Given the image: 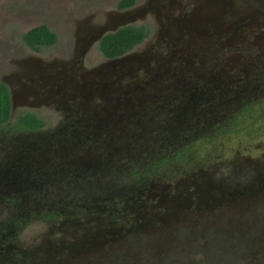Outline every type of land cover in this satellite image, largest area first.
<instances>
[{"label":"rangeland","instance_id":"rangeland-1","mask_svg":"<svg viewBox=\"0 0 264 264\" xmlns=\"http://www.w3.org/2000/svg\"><path fill=\"white\" fill-rule=\"evenodd\" d=\"M120 1L0 0V50L14 44L13 37L20 41L21 37L18 36L21 34L48 23L51 24L48 25L49 28L59 34L58 46H75L81 21L88 20L85 26L89 27V31L98 30L97 27H111L117 19L115 13H121L118 9ZM139 1H146L151 6L157 3V0ZM248 3L243 1L237 9L241 26L223 37V41L227 40L236 45V51L222 54L208 51L200 42L212 40L214 37L208 39L205 35H196L191 37L194 42L192 50H186L183 45L177 44L172 48L174 51L180 49L185 51L168 53L172 54L174 59H184L186 56V59L192 62L207 60L218 55L215 59L218 63L224 60V64H218L221 66L218 71L227 77L230 75L234 77L230 72L234 71V65L240 62L244 51H248L249 56L251 54L264 61V5L258 6V11L255 9L251 11L247 6ZM151 10L153 13L157 11ZM165 14L166 11L162 10L160 16ZM132 23V25L125 24V27H145L150 32L154 31L158 24L155 14L145 19L139 13L134 15ZM150 40L149 38L148 41L143 42L136 50L146 49ZM161 40L160 36H154L152 45ZM251 40L255 41V49L245 50L244 46ZM154 52L155 50L151 51V55ZM247 65L248 63H239V66L243 67ZM125 68L108 64V59L95 44L84 65H81L77 72L78 81L88 83L86 88L88 90L86 94L89 92L88 100H84L82 107L91 114L90 120L88 121L83 112H59L46 108L40 110V117L44 118L46 123L42 131L47 133H54L60 123L66 124L64 120L81 121L82 126L86 122H92L100 127L98 129H92L90 126L79 127V131L77 129L75 132L66 131L58 134L56 138L60 146L44 145L37 151L35 149L37 145L44 143L39 139L43 132L23 135H32L33 139L23 141L18 137L10 142L8 138H13L16 134L9 132L6 126H0V188L2 189L0 224L10 216L6 213L15 193L21 190L19 188H26L29 185H34L35 190L40 193L43 190L50 192L53 205L57 206L54 209H58L55 211L60 213L56 220L37 219L30 223L24 221L21 227L11 226L4 235L0 232V264H264V207L257 205L260 193L257 192L256 184L250 186L251 191L235 193L232 198L235 202L230 206L224 205L225 198L222 199L221 208L228 211L229 219L226 223L208 225L203 223L206 218L218 215L220 210L217 208L210 211L208 208L213 203L211 198L217 199L216 196H211L212 191H215L217 180L223 176L227 177L229 172L236 170L235 167L240 161H249L253 164L262 162L264 120L260 135L222 137L220 132L228 125L226 116L231 115V112L226 110L230 108L234 111L240 104L238 98L219 96V103L226 105L224 112L211 100L206 102L202 101L203 98L201 100L191 98L188 111H194L195 116L182 119L187 126L185 129L193 131L192 137L184 138L186 144L177 142L183 138L178 134L161 137L160 143L157 136L153 135V124H151L149 130L147 127H142L140 138L152 140L151 142L156 145L148 146L146 143L143 148H136L138 146L129 145L124 138L134 128L129 127V124L131 125L137 118L132 116L133 110L136 104L142 106L143 103L153 101L154 94L159 93L157 97L163 99V95L159 92L162 89L159 83H165L166 80L161 81V78L168 75L170 78L176 77L175 80L186 81L189 76L193 77V80H204L209 76L204 69L190 72L166 71L167 75L160 76L159 73L154 75L156 79L151 81V85H142L140 92L134 91L124 96L119 92V87L141 80V76L134 72L133 66L129 69ZM207 68L211 67L206 65L205 69ZM231 68L232 70L229 71ZM129 75H132V78H128ZM81 76L85 77V80ZM228 79L235 81L234 78ZM262 80H264V72L256 70L254 82H251L254 84L255 98L261 97L264 93ZM241 87L246 88V86ZM171 89L172 94L175 95V87ZM68 97H72V94ZM143 99L149 100L143 102ZM76 104L79 105L81 102L78 101ZM104 109L106 111L101 112ZM66 114L71 119L66 118ZM103 117L109 122L102 123L100 120ZM17 118L18 116H15L10 124H14ZM147 119L152 121L148 114L143 120L146 122ZM125 132L128 133L124 136ZM137 134L139 135V131L134 136ZM6 137L8 138L5 139ZM184 150L193 160L190 159L187 163L176 160V154L183 153ZM39 153H43L48 159H41L42 164L36 162L29 164L28 155ZM147 153L150 158L144 159V154ZM127 157L133 162L126 163ZM167 160L172 163L162 164ZM54 164H56L54 169L46 172L51 177H54L52 174H57L58 168L64 175V165L67 164L66 170L70 175L76 174L78 168L82 180L105 185L109 189L121 188L124 196L131 194V192L125 194L130 188L145 189L141 195L144 202L130 216H123L122 211L117 209L114 211L107 209L106 206L101 205L106 201L100 200H93L96 204L93 207L95 210L89 208V213L84 211L85 208L81 204L79 209L70 211L68 200L63 198L68 191H71L65 188L66 179L63 180L58 176L57 179L47 182L50 186L44 187V181L41 180L42 173L33 171L46 166L53 167ZM25 169L27 171L23 173ZM109 172L117 174L109 175ZM136 172L140 174L150 172V175L142 179L135 178ZM6 183H11L10 188H4ZM75 183L76 186H81L78 181ZM95 193L97 194L96 190L89 189V203ZM190 193L192 195L188 196ZM60 194L62 196L56 198ZM77 196L80 200L83 199L80 192ZM196 197L203 201L202 206H197ZM175 199L182 203L173 205V201H177ZM194 210L201 215L194 216L192 214ZM220 214L224 215V213ZM186 220L187 222H184ZM129 225L135 230L139 227V230L135 231ZM239 239L243 241L247 239L248 244L240 247Z\"/></svg>","mask_w":264,"mask_h":264},{"label":"flooded vegetation","instance_id":"flooded-vegetation-1","mask_svg":"<svg viewBox=\"0 0 264 264\" xmlns=\"http://www.w3.org/2000/svg\"><path fill=\"white\" fill-rule=\"evenodd\" d=\"M243 1L249 2L247 6L251 11L254 9L258 11V6L264 5V0H157V3L151 6L149 3H146V1L140 2L136 0V4L132 7L125 9L118 8L121 13H115L117 19L111 27H97L98 30L89 31V27L85 26L88 20L81 21L78 26L79 36L75 39V46H58L60 44L59 34L49 28L48 25H51L50 23L45 26L57 36V41L52 46H41L38 49H34L24 43L22 39L23 34L18 36L21 37L20 41L13 37L14 44L7 48H1L0 50V85L5 86L8 90L11 102L9 122H11L15 116L25 113H34L41 116L40 110L43 108L59 112H83L89 121V116L91 114L87 109L82 107L84 105V100H88L87 94L89 95V92L86 94L88 91L86 89L88 83L78 81V69L81 65H84L89 52L95 44L99 46L101 40L106 35L124 28L125 24L132 25L134 15L137 13L145 19L151 14H155L158 24L157 28L151 31L148 38L144 41L146 42L149 38L151 39L146 49L138 51L135 48L132 52L122 57L108 59V64L112 63L120 68L126 67L125 69H129V67L133 66L134 72L141 76L139 82L136 81L119 87L118 90L121 94L126 96L130 92H140L142 85H151V81L156 79L153 77L154 75L158 73L160 76L167 75L165 72L171 70H185V72H190L192 70L204 69L209 77L204 80H193L194 78L189 76V79L186 81L175 80L176 77L170 78L168 75L165 78H161V81L166 80L165 83H159V85L162 86L159 92L163 95V99L157 97L158 93L152 95L155 98L153 101H149L152 102L150 105H148V102L143 103L144 105L142 106L136 104V108L133 110L132 114L133 117L140 115V113L158 115V110L165 114L171 112L168 108L172 105V87H175L176 94L181 93L179 96L189 94V99H198L201 95L203 99L200 98V100L202 99V101L206 102L210 100L204 95H208L209 91L212 92L211 95L214 97L221 94L233 93L234 89L231 86L243 80L240 75L245 69L241 68V66V70H239L238 66L235 64L234 71L230 72L233 73L234 77L231 75L227 77V75L224 76L218 71L221 68L218 64H224L223 61L218 63V61L215 60L218 55L210 57L207 60L192 62L186 59V56L184 59H174L175 57L168 52L179 51L183 53L185 50L180 49L174 51L172 49L176 47L177 44L183 45V48L186 50H192L194 48V42L191 40V37H195L196 35H205L208 39L214 37L212 40L200 42L203 43L208 51L210 50L218 54L236 51V45L227 40L223 41V37L233 32L236 27L241 26L237 16V9ZM151 9L157 11L153 13ZM162 10L166 11L164 16H160ZM116 28L118 30H116ZM154 36H160L162 40L152 45L151 41ZM198 47L201 46L198 45ZM153 50H155V52L151 55V51ZM206 65H209L211 68L205 69ZM253 68L255 71L262 70L264 72V61L256 62L253 64ZM231 70L232 68L229 71ZM81 78L85 80V77L81 76ZM128 78H132V75H129ZM228 78H234L235 81ZM245 80L247 81L246 84L239 85L241 91H247V87L253 84L251 83L252 81H248L247 77H245ZM241 86H246V88L243 89ZM253 86L254 84L251 86L254 90ZM184 87H186V89H184ZM217 91H219L218 95ZM70 94H72V97H68ZM146 100L149 99H143V102ZM78 101H80L81 104H76ZM105 111L106 109L101 112L104 113ZM65 116L66 118H70L67 114ZM64 121L66 124L60 123L59 126L55 128L54 133H47L42 130L35 132H43V134H40L39 139L44 141L43 144L40 143L41 145H37L35 148L37 151L44 145L48 147L60 146L61 144L56 141V138L58 134H62L66 131L75 132L79 127L89 128L90 126L92 129L100 128L96 124H92V122H86V124L82 126L81 121ZM100 121H102V123L109 122L108 119L104 117ZM8 123H6V125ZM77 131H79V129ZM24 134L27 133H18L13 136V138L6 137L5 139L8 138L10 142L12 139L18 137H21L23 141L26 139H33L32 135L23 136ZM28 156H30L27 160L30 161L29 164L31 162L42 164L43 161H41V159H48L43 156V153ZM27 161L26 163H28ZM235 169L236 170L229 172V174L226 175L227 177L223 176L217 180V183H215V191L210 190L213 193L211 196H216L220 202L225 198L224 205L230 206L235 202V200L232 199L235 193H239L238 191H251L252 188H250V186L256 184L257 192L260 193V200L257 205H262L264 207V157L262 162L255 164L249 161H240ZM26 171L27 169H25L23 173ZM9 185H11V183H6L4 188H10ZM10 190L13 191L15 189ZM191 195L192 193L188 196ZM200 200L199 197H196L197 206H199ZM181 203V201L177 200L173 201L172 204L176 206ZM218 212V215H213L203 220L204 225L226 223L229 219L227 214L228 211L226 212L220 208ZM220 213H224V215ZM192 214L194 216L201 215L195 213V210ZM184 222H187V220ZM246 242L247 239L244 241L239 239L238 241L240 247L244 246V244H248Z\"/></svg>","mask_w":264,"mask_h":264},{"label":"trees","instance_id":"trees-1","mask_svg":"<svg viewBox=\"0 0 264 264\" xmlns=\"http://www.w3.org/2000/svg\"><path fill=\"white\" fill-rule=\"evenodd\" d=\"M73 1H78V0H73ZM135 4H136V0H121L118 4V8L125 9L132 7ZM149 34L150 31L145 27L127 26L119 29L114 33H110L106 35L99 44V50L102 53V55L107 59L119 58L132 52L135 48L140 46L148 38ZM22 39L26 45L34 49H38L41 46L54 45L57 41V36L47 26L40 25L38 27L31 29L27 33L23 34ZM254 42L255 41L251 40V42L248 45L244 46V49L250 51V49L255 47ZM243 54L244 55L240 57V62L242 64L248 63L247 67L241 66V68L245 69V71L242 72L240 75L243 78V80L231 86L234 89L233 93H226L219 95V96H225L227 98H238L237 101H239L240 103L234 109V111L233 109L231 110L230 108L226 110L227 112H231V115L226 116L228 117V120L226 121L228 125L224 127L221 132L219 131L222 137L229 135L254 136V135H260L262 133L261 126L264 120V93L261 94V97L259 96L255 98L254 97L255 94H253L255 91L252 89V87H250L247 91H241V89L239 88L240 84H246L247 81L245 80V77L248 78L249 82L254 80L255 70L253 68L252 63L255 64L256 62H260L262 59L259 60L260 57L257 56L253 57V55L251 54L249 56L248 51H244ZM239 63H236V66H238V69L241 70ZM262 81L264 82V80ZM184 89H186V87H184ZM218 93L219 91H217V95ZM180 94L177 93L172 96L171 99L172 105L168 108L171 112H169L168 114L162 113L159 110H158V115H152V113L148 114V116H150V119L152 121L147 119L148 121L147 126H146L147 121L145 122L143 120V118L145 119V117H147V114L140 113V115L137 116L135 121L131 125L129 124V127L130 126L134 127L132 128L134 132L132 131L129 133L128 132L124 133V136L128 133L129 137L122 136L125 138L126 142L129 145L131 144L133 146H138L136 148L139 149L143 148V145L146 143L148 146L156 145L153 142H151L152 140L149 139L144 140L140 138L142 127L143 128L147 127V130H149L150 125L153 124V128H152V130L154 131L153 135H156L159 141L161 137L165 138L167 137V135L171 137V135L178 134L181 137L183 136V138L181 140L179 139L177 142L179 144L181 143L182 145L186 144L185 139L187 137H192L193 131L185 129L187 126L185 125L186 123H183L182 119L190 117L191 115L195 116V112L188 111L190 107L189 106L190 95L185 94V96H179ZM211 94L212 92L209 91L208 95H204V96H206L212 102L216 103V105H218L220 109H222L224 112L226 105L219 103V96L214 97ZM202 97L203 96L200 95L198 99ZM148 103H149L148 105H150L152 102H148ZM10 109H11V102H10L9 92L5 86L0 85V126H6L7 129H9L8 130L9 132L17 135L18 133L38 132L42 130L46 125L44 118L34 113H25L18 115L16 122L14 124H10L9 122ZM141 122L144 123L140 124ZM6 123L8 124L6 125ZM135 123L136 125L134 126ZM138 131H139V135L137 134L136 136H134L133 134L137 133ZM139 142L141 143L138 144ZM176 156H177L176 160L179 159L185 163L189 162V160L192 159V156H187L186 150H184L183 153L180 154L177 153ZM145 158H150L149 153L144 154V159ZM127 162H133V161H131V159L127 157L126 163ZM170 162L171 161L167 160L162 162V164L164 165L171 164L172 162L171 163ZM66 165L67 164L64 165V175L62 172H60V168H58L59 170H57V174H52L54 177H51L50 174H46V172H48L49 170H53L56 164H54L53 167L50 166L41 167L42 169L41 168L33 169V171L36 170L37 173L38 172L42 173L41 180L44 181L43 183L44 187L50 186L49 183L47 182L51 181L52 179H57L58 176H61L63 180L66 179L67 185L65 186V188L71 191H68L66 196L64 195L63 198H66V201L68 200V206H69L68 210L70 211L73 209H79L81 204L83 208H85L84 211L89 213V208H93L96 205L93 202V200H100L101 202L106 201L105 204H101V205L106 206L107 209H110L111 211L117 209L118 211H122V213L124 214L123 216H130L133 213H135L137 211V208L139 209V207L144 202L141 195L145 189H141V188L138 189L137 187L136 189L130 188V191H126L125 194L129 192H131V194L128 196L127 195L124 196L121 188L118 189L117 187H114L109 189L105 185L103 186L96 185L91 181L89 182L82 180V178L79 177L81 175V171L78 168L76 174L70 175L66 170ZM74 166L78 167V165H74ZM112 174L116 175L117 173H112ZM112 174L111 172H109V175ZM149 175L150 172H145V174H140L139 172H136L134 177L142 179L144 177H149ZM75 181H78V183L81 186L80 187L76 186ZM90 188L96 190L97 194L95 193V195L92 198V201L89 203ZM20 189L21 190L18 193H15V196L11 201L10 207L7 210L6 214L7 215L10 214V216L7 217V220H5L3 224H0L1 235L6 234L11 226H13L14 228L21 227L24 221L25 222L27 221L26 223H30L32 221H36L37 219H43L45 221L56 220L57 216H59L60 214L56 212L58 211V209H54L57 206L54 207L50 192L47 193L45 190H43L42 193H40L35 190L34 185L32 186L29 185L26 188L22 187ZM79 192L81 198H83L82 200H80V198L77 196V193ZM21 194H23V196ZM61 196L62 194H60L56 198H60ZM127 201L128 203H126ZM89 205L91 207H89ZM92 210H95V208H93ZM38 213L40 216L38 215ZM129 227L135 230V228H133L132 225H129ZM136 230H139V227H136Z\"/></svg>","mask_w":264,"mask_h":264},{"label":"water","instance_id":"water-1","mask_svg":"<svg viewBox=\"0 0 264 264\" xmlns=\"http://www.w3.org/2000/svg\"><path fill=\"white\" fill-rule=\"evenodd\" d=\"M116 32V31H115ZM212 199V201H213V203H211L210 205H209V209H210V211H212V210H215V209H217V208H221V202L220 201H217V199H215V198H211ZM232 203V202H231ZM204 203H203V201L202 200H200V204H199V206H202Z\"/></svg>","mask_w":264,"mask_h":264}]
</instances>
